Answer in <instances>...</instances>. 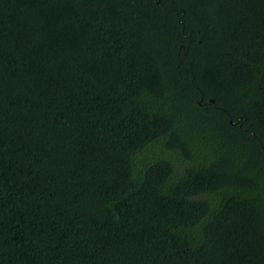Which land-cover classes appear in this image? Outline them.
I'll return each mask as SVG.
<instances>
[{
    "label": "trees",
    "instance_id": "1",
    "mask_svg": "<svg viewBox=\"0 0 264 264\" xmlns=\"http://www.w3.org/2000/svg\"><path fill=\"white\" fill-rule=\"evenodd\" d=\"M0 264H264V0H0Z\"/></svg>",
    "mask_w": 264,
    "mask_h": 264
}]
</instances>
